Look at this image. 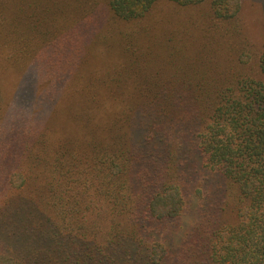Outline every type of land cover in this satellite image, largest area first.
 I'll list each match as a JSON object with an SVG mask.
<instances>
[{"label": "trees", "instance_id": "1", "mask_svg": "<svg viewBox=\"0 0 264 264\" xmlns=\"http://www.w3.org/2000/svg\"><path fill=\"white\" fill-rule=\"evenodd\" d=\"M164 1L108 0L104 17L98 8L89 12L95 29L112 25L115 44L122 47L116 53L111 44L108 51L109 34L90 31L92 20L85 16L66 28L27 24L44 53L49 50L57 65L69 63V74L79 68L76 58H87L86 48L101 39L102 58L115 62L104 72L123 78L125 88L86 85L91 96L79 99L70 119L83 124L85 111L95 110L84 124L95 132L85 136L91 140L88 156L79 148L57 150L59 165L42 174L35 200L4 203L8 218L0 233L10 264H264V27L255 75L234 66L198 75L186 67L166 69L172 83L148 82L147 68L132 67L147 61L146 50L128 58L124 50L137 52V46L125 34L128 24ZM168 1L183 8L207 2L221 20L235 19L242 10L241 0ZM133 33L147 47V33L140 39ZM6 35L10 45L26 40L15 29ZM29 83L24 78L19 89L32 95ZM67 159L75 162L60 165ZM192 162L210 171L204 176L213 184L200 209L186 201ZM189 217L193 224L178 230L176 220Z\"/></svg>", "mask_w": 264, "mask_h": 264}, {"label": "rangeland", "instance_id": "2", "mask_svg": "<svg viewBox=\"0 0 264 264\" xmlns=\"http://www.w3.org/2000/svg\"><path fill=\"white\" fill-rule=\"evenodd\" d=\"M107 1L0 0V223H5L4 217L8 218L7 205L4 208V203H16L22 198L34 199L39 195L38 186L44 183L42 174L46 173L48 167L52 173L54 167L59 165L60 155L59 152L56 153L57 150L79 148L88 156V144L91 140L85 141V136L95 132L84 124L88 115H95V110L85 111L83 124L70 119L72 108L79 99L85 102L91 96L90 92H84L85 86L101 82L102 88L107 86L114 89V83L117 88H125L121 84L125 82L123 78L114 79L115 75L109 76L104 72L115 62L102 58L97 48L101 39L89 50L86 48L87 58H76L79 68H75V75L69 74V63L57 65L49 50L44 53L42 44H37L34 35L27 29V24L58 23L66 28V22L85 16L92 20L90 31L94 30L104 36L109 34L106 43L108 51L112 45L115 47L113 53H116L122 47L118 42L115 44L112 25L95 29L97 20L94 14L89 15L90 11L98 8L97 14L104 17L101 13ZM241 4L242 10L237 18L221 20L213 16L207 2L184 8L168 0L160 2L145 18L126 24L128 31L125 37L130 44L137 46V52L129 51L127 54L124 50V54L128 58H134V53L146 50L143 57L147 61L135 62L132 67L147 68L148 82L172 83L166 69L183 70L186 67H191L190 74L198 75L200 71L217 72L224 67L233 70V66L246 74L255 75L257 71L254 70L258 67L257 50L263 43L264 0H241ZM13 29L25 35L23 38L26 40L18 44L15 40L10 45L6 34L7 30ZM133 31L137 33L138 39L141 38L140 35L147 33L148 37L144 35L147 47L139 45ZM85 63H89V66L86 67ZM90 72L103 74L91 76ZM150 74L160 75L164 79L158 81V77L154 78ZM24 78L30 80L32 95L19 89ZM172 80L192 81L184 77H173ZM67 93L68 96L57 101L62 94ZM113 94L118 97L116 92ZM86 109H89L88 105ZM98 130L103 132L105 129L100 130L99 127ZM98 137L100 138L99 135ZM72 139L84 142L76 146V141L71 143ZM85 159L87 158H80L77 162ZM73 162L75 161L69 159L60 160V165H70ZM189 167L191 171L186 201L193 205L196 202V207L200 209L204 198L213 190V184L204 176V172L210 174V171L193 162ZM14 179L24 183L23 187H13ZM202 211H207V208L203 207ZM191 224L192 217H189L188 222L176 220L178 230ZM10 263L11 257L0 233V264Z\"/></svg>", "mask_w": 264, "mask_h": 264}]
</instances>
